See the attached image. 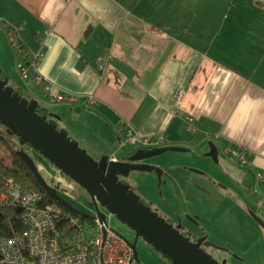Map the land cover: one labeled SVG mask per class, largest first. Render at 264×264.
Returning <instances> with one entry per match:
<instances>
[{"label": "crops", "instance_id": "crops-1", "mask_svg": "<svg viewBox=\"0 0 264 264\" xmlns=\"http://www.w3.org/2000/svg\"><path fill=\"white\" fill-rule=\"evenodd\" d=\"M16 40L26 60L44 50L37 71L52 93L93 95V102L54 100L22 78ZM0 72L94 159L125 160L139 149L123 143L127 129L178 147L161 153L188 152L197 163L188 174L176 170L183 199L175 211L190 214L186 206L197 200L211 223L236 227L234 245L210 241L264 253V226L254 216L264 221V0H0ZM244 147L250 161L240 165Z\"/></svg>", "mask_w": 264, "mask_h": 264}, {"label": "water", "instance_id": "water-1", "mask_svg": "<svg viewBox=\"0 0 264 264\" xmlns=\"http://www.w3.org/2000/svg\"><path fill=\"white\" fill-rule=\"evenodd\" d=\"M38 105L36 100H28L18 94L13 86L8 85V79L0 78V121L17 132L21 142H30L62 172L79 182L96 203L100 202L106 206L135 230L136 237L131 239L115 229L116 233L132 247L135 257H139L137 238L142 235L156 249L169 256L174 264H221L201 245V239L192 240L179 226L159 215L149 204L144 203L139 195L131 192L129 185L120 179L121 175H127L135 169L155 170L160 176L161 169L143 159L178 147L166 145L139 148L125 160L110 157L108 154L94 159L48 119L47 115L41 114ZM19 153L47 192L74 212L83 213L63 198L56 186L46 180L30 154L24 149H20ZM209 155L217 157L216 145L212 146ZM97 214L101 219L106 218L105 213L99 208ZM254 216L264 226V221L259 216L255 214ZM208 243L216 245L212 241Z\"/></svg>", "mask_w": 264, "mask_h": 264}, {"label": "built area", "instance_id": "built-area-1", "mask_svg": "<svg viewBox=\"0 0 264 264\" xmlns=\"http://www.w3.org/2000/svg\"><path fill=\"white\" fill-rule=\"evenodd\" d=\"M12 34H18V28H11ZM21 41L13 43L17 53ZM44 50L36 51L30 60L19 57L16 67L21 77L40 84L43 90L57 101L82 100L93 102L94 96H77L66 92L52 93V84L37 71V64ZM184 91L175 93V112L183 107ZM187 127L197 129L195 118L184 114ZM123 143L134 148H152L162 146L161 135H143L134 129H127ZM250 151L241 148L236 158L240 165H247ZM0 201L21 206L23 230L13 236L0 237V264H140L134 256L132 247L119 236L110 225L107 217L78 216L61 205L44 201V192L27 189L8 179L6 190L0 194Z\"/></svg>", "mask_w": 264, "mask_h": 264}, {"label": "rangeland", "instance_id": "rangeland-1", "mask_svg": "<svg viewBox=\"0 0 264 264\" xmlns=\"http://www.w3.org/2000/svg\"><path fill=\"white\" fill-rule=\"evenodd\" d=\"M3 76L0 72V78ZM13 88H16L17 84L9 81ZM8 84V85H9ZM21 96L28 100L33 98L21 88ZM19 144V138L15 139ZM36 156V163L48 182L51 185L56 186L59 194L67 199L72 205L81 210L84 214L89 216H95L97 209L102 210L110 225L114 228L133 239L136 237V232L128 224L120 220L117 214L111 212L106 206L100 202H95L89 192L70 175L62 172L54 163H52L47 157L41 153L33 152ZM188 152L182 151H166L164 153H158L149 157H146L147 163L154 164L163 169L164 173L161 175V183H159L158 172L155 170H131L127 175H121L120 179L129 185V190L141 197L147 203H150L151 208L158 212L159 215H165L173 223L177 225L180 221L183 222V226L180 228L182 231L194 228L199 233L200 238H203L205 246L208 252H210L221 264H264V253L260 251L258 253L240 251V248L234 250L230 247H225L222 244L216 245L208 243V241L214 239L222 243H230L234 245V239L236 237V227H227L220 221L211 223L207 220L210 216L205 206L198 207L197 200L194 203H190L186 206L190 211V214L181 215V213L175 211L174 203H181L183 197L178 194L176 186L177 180V168L188 170L193 168V159L186 157ZM214 159V158H213ZM155 161V162H153ZM197 163V162H195ZM194 163V164H195ZM185 203L188 197H184ZM197 206V207H196ZM98 207V208H97ZM200 209V210H199ZM195 214V215H192ZM198 216L201 223L196 224L189 216ZM83 216L82 213L76 214ZM197 227V228H196ZM192 235V233H191ZM210 235V236H209ZM212 235V237H211ZM234 235V236H233ZM197 234L190 236L192 240L198 239ZM212 238V239H211ZM137 251L140 264H174L171 258L165 255L162 251L156 249L154 245L148 242L144 236L139 235L137 238Z\"/></svg>", "mask_w": 264, "mask_h": 264}, {"label": "trees", "instance_id": "trees-1", "mask_svg": "<svg viewBox=\"0 0 264 264\" xmlns=\"http://www.w3.org/2000/svg\"><path fill=\"white\" fill-rule=\"evenodd\" d=\"M23 53L24 45H21L18 56H23ZM1 78L8 79L5 75ZM9 85L12 86V84ZM14 90L21 95L20 86H17ZM38 111L41 114L47 115L46 109L40 104L38 105ZM16 138H19V144H17L15 140ZM20 149H24L35 159V161L36 156L33 152L37 151L41 153V151L35 148L30 142H21L19 134L11 130L6 123L0 121V194L6 190V182L11 178L21 184L24 188L43 191L45 202L57 203L66 210L71 211L74 214H78L44 189L35 173L32 171L25 159L20 155ZM144 203L148 204L147 202ZM21 214V206L13 203H3L0 201V237L13 236L23 230L24 224L21 220ZM82 214L86 215L84 213Z\"/></svg>", "mask_w": 264, "mask_h": 264}, {"label": "flooded vegetation", "instance_id": "flooded-vegetation-1", "mask_svg": "<svg viewBox=\"0 0 264 264\" xmlns=\"http://www.w3.org/2000/svg\"><path fill=\"white\" fill-rule=\"evenodd\" d=\"M170 221V220H169ZM181 230V229H180ZM182 231V230H181ZM183 233H186L187 235H189V236H194V235H196V234H194L193 232H191V231H189V230H184V231H182ZM191 233H192V235H191ZM198 239H196V240H199V239H201V245L204 247V248H206V250H207V247L205 246V244L203 243V242H205L204 240H202L203 238H200V236H196ZM195 240V241H196ZM208 251V250H207Z\"/></svg>", "mask_w": 264, "mask_h": 264}]
</instances>
